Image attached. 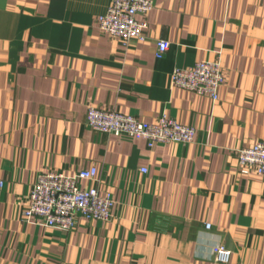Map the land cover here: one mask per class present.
<instances>
[{
	"label": "crops",
	"instance_id": "1",
	"mask_svg": "<svg viewBox=\"0 0 264 264\" xmlns=\"http://www.w3.org/2000/svg\"><path fill=\"white\" fill-rule=\"evenodd\" d=\"M153 2L146 40L125 46L97 28L110 0H0V264H217L216 245L227 264H264V175L235 157L264 142V0ZM215 60V102L171 85L174 68ZM90 106L196 136L148 147L90 129ZM91 166L80 184L110 195L108 221H24L41 173Z\"/></svg>",
	"mask_w": 264,
	"mask_h": 264
},
{
	"label": "built area",
	"instance_id": "2",
	"mask_svg": "<svg viewBox=\"0 0 264 264\" xmlns=\"http://www.w3.org/2000/svg\"><path fill=\"white\" fill-rule=\"evenodd\" d=\"M153 7V0H110L106 11L96 20L97 28L103 34L118 38L125 46L132 40L143 42L147 38V22L143 17ZM168 48V41L158 40L154 52L156 59H161ZM170 81L173 87L206 95L215 102L223 75L218 60L202 61L190 67L174 68ZM85 121L93 131L133 141L145 140L148 147L166 143L186 145L196 136L193 126L179 124L166 115L148 123L132 115L90 106ZM235 157L242 173L264 175V142L237 148ZM139 172L146 173L147 170L141 168ZM95 175V166L70 176L56 171L41 173L29 192L27 207L23 211L24 221L67 232L76 227L78 216L108 221L114 206L110 195L101 197L96 188H83L80 184L84 180L93 181ZM205 228L210 229V225L206 224ZM212 255L215 263L227 264L231 252L223 245H216Z\"/></svg>",
	"mask_w": 264,
	"mask_h": 264
}]
</instances>
